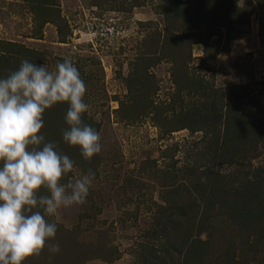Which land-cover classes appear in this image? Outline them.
Returning a JSON list of instances; mask_svg holds the SVG:
<instances>
[{
    "label": "rangeland",
    "instance_id": "1",
    "mask_svg": "<svg viewBox=\"0 0 264 264\" xmlns=\"http://www.w3.org/2000/svg\"><path fill=\"white\" fill-rule=\"evenodd\" d=\"M184 1L188 9L200 4ZM228 1L235 7L232 24L211 32L205 24L193 27L201 38L185 27L176 31L181 41H193L187 58L173 55L163 40L165 0H0V78L22 60L55 71L71 59L86 85L82 120L100 133L102 145L85 159L63 140L69 104L45 110L39 134L74 161L61 182L89 169L95 178L83 204L48 217L57 224L48 243H58L59 251L45 247L23 264H48L56 256L57 264H160L165 237L150 227L157 207L183 200L166 192L182 180L184 165L209 164L211 172L237 180L264 170V139L250 158L229 165L203 156L207 134L191 130L211 124L214 107L223 113L220 122L225 106L237 105L264 122V0L211 4Z\"/></svg>",
    "mask_w": 264,
    "mask_h": 264
},
{
    "label": "trees",
    "instance_id": "2",
    "mask_svg": "<svg viewBox=\"0 0 264 264\" xmlns=\"http://www.w3.org/2000/svg\"><path fill=\"white\" fill-rule=\"evenodd\" d=\"M165 2L162 13L169 31L163 40L170 42L176 57L185 53L188 58L193 43L181 41L176 31L185 27L192 30L191 36L201 38L202 33L194 32L193 27L205 24L211 32L235 21V7L229 1L211 4L210 0L205 4L200 0L198 7L190 9L184 7L187 5L184 0ZM240 106H225L226 121L223 122H220L221 109L214 107L211 124L191 129H203L207 134L203 156L214 155V159L229 165L251 157L264 139V122L252 121L254 111ZM239 119L241 121H237ZM69 149L80 150L71 145ZM210 167L209 164L184 165L182 180L176 185L170 184L171 188L166 192L178 194L183 200L166 202L156 208L150 232L152 235L159 232L165 237L160 249L164 253L159 259L160 264H264V170L251 176L245 172L237 180L229 174L213 173ZM215 197L220 200L212 201ZM153 251L151 245L149 252L155 256ZM56 259L57 256L46 262L57 264ZM146 264L156 263L147 260Z\"/></svg>",
    "mask_w": 264,
    "mask_h": 264
},
{
    "label": "clouds",
    "instance_id": "3",
    "mask_svg": "<svg viewBox=\"0 0 264 264\" xmlns=\"http://www.w3.org/2000/svg\"><path fill=\"white\" fill-rule=\"evenodd\" d=\"M85 93L78 68L67 58L55 71L22 60L17 70L0 78V264H23L45 247L58 252V243H48L57 232L48 217L83 204L89 195L95 173L89 169L74 182L62 183L74 161L39 134L45 110L67 102L70 127L63 140L78 146L85 159L100 153V133L82 120L89 108Z\"/></svg>",
    "mask_w": 264,
    "mask_h": 264
}]
</instances>
